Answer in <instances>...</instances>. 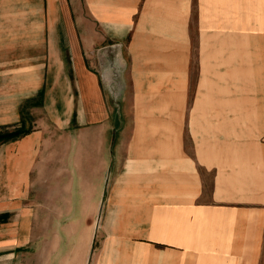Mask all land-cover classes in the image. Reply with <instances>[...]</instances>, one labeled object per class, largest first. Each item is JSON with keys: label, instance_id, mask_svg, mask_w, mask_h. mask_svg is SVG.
I'll list each match as a JSON object with an SVG mask.
<instances>
[{"label": "crops", "instance_id": "obj_1", "mask_svg": "<svg viewBox=\"0 0 264 264\" xmlns=\"http://www.w3.org/2000/svg\"><path fill=\"white\" fill-rule=\"evenodd\" d=\"M73 1L67 43L52 34L56 72L22 81L32 94L44 84L52 108L0 112V125L31 126L0 142V264H27L33 245L34 262L59 264L57 232L33 231L73 223L112 148L114 204L93 264H264V108L250 112L245 76L251 56L264 61V0ZM195 52L244 70L239 108L186 112ZM60 126L67 140L52 142Z\"/></svg>", "mask_w": 264, "mask_h": 264}, {"label": "rangeland", "instance_id": "obj_2", "mask_svg": "<svg viewBox=\"0 0 264 264\" xmlns=\"http://www.w3.org/2000/svg\"><path fill=\"white\" fill-rule=\"evenodd\" d=\"M73 2V0H0V112H45L52 108L49 102H43L41 99L46 89L44 84L39 90L36 89V94H32L34 88L26 91L24 87H29V84H23L22 81H25L24 78L32 81V77L35 76L39 82L41 79L43 82L46 75L52 76L54 71L56 72V63L52 60V52L54 53L52 34L55 29H60L63 45L67 43L66 36L70 28V21H67L68 14L72 17L71 19L81 14L79 9L73 10L71 6ZM69 3H71L70 10ZM78 24L76 28L81 29V21ZM191 59L195 65L190 72L186 112H232L234 108H239L240 103L234 95L239 91L233 83L236 82L234 78L237 75L243 76L244 70H240L237 74V69H232V63L230 64L227 59V54H219V52H195L191 54ZM257 60L258 54L257 58L251 56V70H246L245 75L249 78L250 73L252 97L250 112L264 108V61L258 68ZM200 62L202 68H199ZM71 71L62 69L60 73L63 76ZM197 80L196 86L195 81ZM61 82L63 83V79ZM261 82L263 84H260ZM194 87H196L195 94L193 93ZM21 88H23L22 91ZM258 88H260L259 91ZM232 95L235 97L234 103ZM53 108L61 112L62 102L61 105L55 102ZM129 118L126 116L127 120ZM29 127L31 126L20 125L14 128L9 125H0V133L23 131ZM74 127L77 132L78 126ZM48 135L52 142L67 140L66 129L61 126L58 127V132L53 131ZM124 135L126 137L128 133ZM120 157L121 155L118 159L115 158L114 148L111 154L108 153L106 172L101 175L95 174L96 179L91 183L95 188V195L88 199H79L78 207L75 208L73 214V223L67 222L63 214L59 217L58 231L43 230L42 233L39 230L33 231L37 236L40 234L46 236L50 232L54 235L57 232L59 238L62 239V246L58 252H64L63 257L62 253H59V264H93L105 236L102 230L105 222V208L114 204L111 199L109 201L108 195L114 186V177L118 171L119 162L116 160ZM122 157H124V151ZM60 180L64 181L63 177ZM52 216L54 213L46 212L43 214V219L50 221ZM67 223H69L68 226ZM35 249L34 245L28 247L27 264H38L31 259V255L35 254ZM139 264L163 263L159 259L153 263L140 261ZM187 264L211 263L187 262Z\"/></svg>", "mask_w": 264, "mask_h": 264}, {"label": "trees", "instance_id": "obj_3", "mask_svg": "<svg viewBox=\"0 0 264 264\" xmlns=\"http://www.w3.org/2000/svg\"><path fill=\"white\" fill-rule=\"evenodd\" d=\"M22 132L23 131L15 130V131H11V132L0 133V142L4 141L6 139L14 138V137L18 136Z\"/></svg>", "mask_w": 264, "mask_h": 264}]
</instances>
